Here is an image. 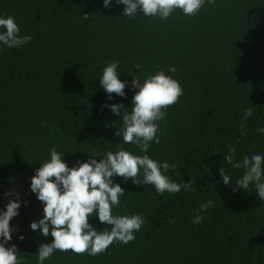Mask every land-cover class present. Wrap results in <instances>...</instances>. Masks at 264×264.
<instances>
[{"label": "trees", "instance_id": "16d2710c", "mask_svg": "<svg viewBox=\"0 0 264 264\" xmlns=\"http://www.w3.org/2000/svg\"><path fill=\"white\" fill-rule=\"evenodd\" d=\"M111 5L0 0V16H13L20 35L32 36L20 48L0 42V210L17 198L15 193L21 204L5 246L16 244L26 264H37L39 244L53 239L30 227L43 216L31 177L50 159L52 146L64 153L69 167L121 145L143 155L115 135L121 117L102 105L122 103L131 109L138 91L133 76L143 81L163 69L184 94L166 110L161 142L151 144L148 155L176 164L169 178L181 184L191 179L196 190L161 195L151 184L114 176L126 193L113 215L145 217L135 239L127 245L114 242L96 256L57 251L45 264H264V201L251 185L233 192L243 169L223 160L230 147L237 160L264 154V133L256 131L264 127V0H215L194 17L177 9L166 21L142 13L127 18L123 4L111 0ZM112 60L120 62L118 78L128 81L125 97L113 93L109 99L100 85ZM172 66L178 72H170ZM247 108L253 115L244 120ZM222 167L233 178L229 185L221 179ZM209 199L216 207L193 224L195 209ZM89 223L98 231L106 227L98 216Z\"/></svg>", "mask_w": 264, "mask_h": 264}, {"label": "clouds", "instance_id": "9594fccd", "mask_svg": "<svg viewBox=\"0 0 264 264\" xmlns=\"http://www.w3.org/2000/svg\"><path fill=\"white\" fill-rule=\"evenodd\" d=\"M206 2L215 4V0H116L117 4L125 6L123 14L127 18L142 13L162 21L168 20L177 9L186 16L194 17ZM103 3L106 8L112 6L111 0H103ZM83 17L88 19L89 16L85 14ZM0 29H3L0 31V42L9 48H20L32 40L30 35H20L21 30L13 16H0ZM134 67L139 69L141 65L136 64ZM119 68L120 62L112 60L103 68L99 78L109 99L113 98V93L126 96L128 81L118 78ZM169 71L176 73L178 69L172 66ZM131 84L138 89L132 98L131 109L122 103H105L102 108L108 107L121 117L122 127L115 135H122L123 144L135 145L143 155L134 154L121 145L116 152L106 151L103 156L99 153L90 155L87 161H77L76 165L69 167L63 159L64 153L52 146L49 149L50 159L41 163L31 177L30 188L43 204V216L38 221H32L30 227L44 237L51 235L53 238L50 243L39 244L37 264H45L57 251L96 256L105 253L114 242L127 245L135 239V233L141 230L146 220L140 214L113 215V208L121 206L120 197L126 193L120 184L114 183V176L122 177L125 183L130 178L137 185L151 184L156 193L161 195L165 192L175 194L181 189L188 192L196 190L191 179L181 184L169 178L167 173L175 172L176 164L160 162L148 155L150 145L161 142L158 132H162L160 122L167 123L166 110L184 94L180 82L161 69L147 75L143 81L133 76ZM252 115L253 109L247 108L243 119L247 120ZM256 131L264 133V127ZM240 132L241 136L246 135L244 123L240 124ZM235 152L236 149L230 147L223 156V160L233 168L243 169V175L235 179L233 192L239 189L248 191L251 185L258 198L264 201V154L253 153L237 160L234 158ZM219 171L223 183L229 185L233 178L225 173L224 167ZM141 174L142 180L138 178ZM11 195V192L5 193V196ZM14 195L17 198L9 199L6 210H0V264H26L16 244L5 246L12 240L13 227L10 221L19 214L21 206L19 193ZM215 207L212 199L200 204L195 209L197 214L192 218V223H201L205 218L203 213ZM92 216H98L100 223L106 225L102 231L89 223ZM18 238L23 240L24 236L21 234Z\"/></svg>", "mask_w": 264, "mask_h": 264}]
</instances>
